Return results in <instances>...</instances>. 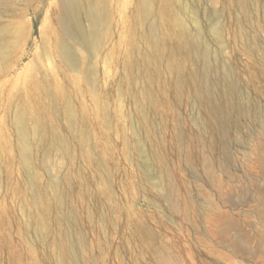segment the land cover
<instances>
[{"label": "bare ground", "instance_id": "obj_1", "mask_svg": "<svg viewBox=\"0 0 264 264\" xmlns=\"http://www.w3.org/2000/svg\"><path fill=\"white\" fill-rule=\"evenodd\" d=\"M61 1L64 9L55 18L53 35L67 70L62 76L56 70L48 71V50L43 49L33 71L31 92L13 105L12 135L7 139L15 138L25 169L35 180L28 162L32 150L26 143L31 133L27 117L33 119L35 132L47 125L69 159L63 186L54 185L50 199L44 197L46 190L34 181L40 206L48 211V230L59 231L60 245L57 253L51 252L52 259L60 255L64 264H94L97 255L110 249L106 230L115 227L110 215L114 208L113 181L135 188L147 202L148 218L161 222L165 218L162 178H169V186H173L171 153L179 150L182 156L189 155L184 130H188V137L208 146L210 133H214L217 143L227 141L235 133V121L262 125L264 104L250 80L264 78V70H260L264 69V46L255 43L253 9L247 0H224L223 14L234 16L233 9L237 8V18L246 33L245 49L255 59L242 56L239 38L232 35L233 30L223 22L221 14L213 9L204 11V0ZM85 20L90 22L89 28L85 27ZM170 37L177 39L174 48L167 45ZM228 48L237 53L234 63L229 59ZM179 52L185 54L183 58H178ZM132 55H136L134 62L130 70L125 68L122 79V57ZM136 64L143 68V76H150L151 84H138L132 79L131 69ZM76 71H81L82 76H77ZM158 89L162 92L158 93ZM142 97L144 103L140 101ZM170 121L181 127L182 136L168 131ZM91 122L102 127L111 143L120 141L125 149L121 155L124 170L118 169L109 155L104 156L108 192H101L89 182L93 164L86 144L99 139L92 134L82 136L80 129ZM154 146L163 150V158L152 151ZM74 181H88L89 202L83 193L72 196L70 185ZM166 201L168 214L177 210L175 198L168 196ZM60 208L65 210L58 214ZM87 218L99 228L100 248L86 250L76 237L77 227ZM38 220L32 218L27 224L34 239ZM129 239L127 236L124 241L127 254L132 248ZM36 244L42 247L41 241ZM162 264H191V260L173 248L163 251Z\"/></svg>", "mask_w": 264, "mask_h": 264}, {"label": "rangeland", "instance_id": "obj_2", "mask_svg": "<svg viewBox=\"0 0 264 264\" xmlns=\"http://www.w3.org/2000/svg\"><path fill=\"white\" fill-rule=\"evenodd\" d=\"M247 1L253 9L255 43L264 46V0ZM224 5V0H204V11L221 14L223 22L233 30L232 35L240 40L242 56L255 59L245 49L246 33L237 18V8L233 9L231 17L223 14ZM63 9L61 0H2L0 8V140H3L0 144V264H64L58 254L52 259L51 252L57 253L59 249V231L49 232L45 221L48 211L40 206L34 181L46 190L44 197L50 199L53 186H63L69 159L52 138L47 125L43 124L35 132L34 121L28 116L31 133L26 143L32 150L28 162L34 172L33 180L25 169L15 138L7 139L12 135L13 105L31 92L33 71L43 49L48 50V71L56 70L62 76L67 70L53 35L55 18ZM84 25L89 28L90 22L85 20ZM177 44L174 37L167 40L171 48ZM227 52L234 63L237 53L229 48ZM184 55L179 52L178 58ZM135 57H122V79H125V68L130 70ZM142 72L143 68L136 64L131 69L132 79L138 84H151L150 76H143ZM75 74L82 76L81 71ZM250 81L264 104V78L253 77ZM93 86L97 89L96 81ZM141 100L144 103L145 98ZM129 108L134 106L129 105ZM260 121H263L261 126L256 121L233 122L235 133L219 143L214 141V133H210L208 146L188 137V130H184L189 155L184 157L179 150L171 153L173 186H169V178H162L165 200L161 201V206L165 218L161 222L148 218L147 202L135 188L113 181L114 208L110 215L115 227L106 230L110 249L97 255L94 264H162L163 251L173 248L189 257L191 264H264V120ZM168 127L172 134L182 136V129L176 123L170 121ZM80 130L82 136L92 134L99 139V142L86 144L93 164L89 182L101 192H108V164L104 156L109 155L117 168L124 170L121 161L124 146L120 141L111 143L102 127L95 123L83 124ZM152 151L164 157L161 148L154 146ZM87 187L88 181H74L70 185L72 196L76 198L83 193L89 202ZM168 196L178 203L177 210L170 214ZM64 210L60 208L58 214ZM32 218L39 219L35 223L37 239L27 228ZM127 236L132 245L128 254L124 250ZM76 237L86 250L101 247L99 228L89 218L77 227ZM38 241L42 242V247L45 245V253L37 246ZM67 264L80 263L68 261Z\"/></svg>", "mask_w": 264, "mask_h": 264}]
</instances>
